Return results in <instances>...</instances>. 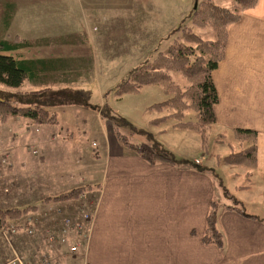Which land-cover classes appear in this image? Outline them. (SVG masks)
<instances>
[{"label":"crops","instance_id":"0c3cea01","mask_svg":"<svg viewBox=\"0 0 264 264\" xmlns=\"http://www.w3.org/2000/svg\"><path fill=\"white\" fill-rule=\"evenodd\" d=\"M9 1L1 0L0 5H5ZM75 1L81 12H86L90 16L94 15L98 4L103 5L105 2L104 10L114 13L111 15L112 21L117 20L113 27L108 28L106 44L122 45L123 52L129 50L130 39L140 41L142 35H146V30L150 28L148 13L161 14L177 5L175 0ZM40 5L42 9H39ZM60 5V0H29V30L41 27L42 31H45L29 42H42L71 34L78 39L67 47L55 45L53 41L33 45L29 47V57H20L19 54L15 57L29 59L36 65L35 73H32L29 81L26 80L29 83V91L71 87L77 81L66 79L71 77L68 75L76 73L72 76L82 78L84 67L88 74L94 72L96 60L89 47L92 46V33L86 30V26L79 31L57 26L48 12L54 9L58 11ZM38 10H43L41 12L44 13H38V19L39 14H42L39 19L43 22L41 25L31 22L32 13ZM155 21L159 22L158 16ZM31 24L36 26L33 27ZM75 60L81 62L79 67ZM68 61L72 64H68ZM212 79L218 95V103L214 107L217 124L226 128L239 127L256 132V163L250 172L248 186L252 189L257 187L261 189L260 186H264V0H257L254 7L243 11L239 21L227 27L224 56L212 72ZM165 117L168 118L167 115ZM22 119L26 118L11 117L5 122L0 121V124L8 123L12 129L10 132L9 129H5L7 132L0 133V139L7 138L10 144V137H15L16 140L18 138L25 140L29 137V140L43 145L46 151L68 149L66 143L58 144L54 140V132L57 129L61 130L66 121L60 122L56 116V124L35 125L30 120L27 122ZM75 122L79 123L78 119ZM81 123L84 126L82 128L84 133L91 130L86 123ZM106 124L107 130L101 134L104 138V149L102 153L96 152L95 156L98 157L97 160H103L101 174L93 179L94 184H90V192L93 195L91 196L89 192L86 197L88 203L91 201L88 208L93 218L91 224L87 226V238L76 255L80 258L74 260L73 264H264L262 215L245 213L239 208L217 202L215 200L217 182L208 173H200L189 166L147 163L139 155L122 146L116 140L109 121ZM28 125L35 128L34 133L30 127L28 131ZM38 126H42L39 132ZM164 131L158 128L149 132L155 135L159 143L165 145L171 139ZM189 137L198 145L201 155L182 158L192 162L197 159L203 161L205 155L203 156L200 148V137L194 132H191ZM7 148L9 149L0 148V209L17 207L30 195L17 194V188L20 187L16 183V170L11 161L14 149L9 145ZM27 150L36 152L31 146ZM204 160L205 163L201 162L199 166L214 170L210 166L211 159L206 157ZM220 168L222 171H230L232 173L230 175L237 176L241 173L246 176V172L237 166L220 165ZM84 170L86 172L87 168ZM83 173L81 170L68 174L69 177H58L55 181L62 180V184H47L45 189L60 188L57 189L60 191L52 195H41L44 197L39 201L71 190L64 189L63 184L72 176L87 178V174ZM237 184L234 182V185ZM219 189H227L224 182ZM252 189H246V186L239 187L235 193L244 197L251 193ZM237 198L239 197L235 196V200ZM259 198L260 202L257 205H262L264 201H261V196ZM213 203L217 204L216 227L220 234V245L203 242L207 216L212 210ZM45 207L43 205L40 210H45ZM28 216L29 214L26 218ZM45 219L47 226L49 218ZM9 227L14 225L10 224L7 228ZM43 228L40 223L36 236L27 239L29 246L32 247L28 254L25 255L18 247L24 263H33L37 258L35 253L44 249ZM18 231L20 235L24 233L23 230ZM1 237L3 238L2 231L0 264H6L14 257L5 256L1 251ZM14 254H17L15 250L12 255Z\"/></svg>","mask_w":264,"mask_h":264},{"label":"rangeland","instance_id":"374dc122","mask_svg":"<svg viewBox=\"0 0 264 264\" xmlns=\"http://www.w3.org/2000/svg\"><path fill=\"white\" fill-rule=\"evenodd\" d=\"M10 1L14 3V9L0 5V40L15 41L16 43L25 41L29 43L36 35L45 33L41 27L39 29L29 30V0ZM60 1L61 5L58 11L54 9L52 12H48L52 15L51 19L54 18V23L60 28L70 29L71 31H79L82 27H87L86 30L93 35L92 46L89 47L95 56V69L93 73L88 74V71L84 67L82 78L72 76L76 75V73L68 75L71 77L66 79L77 82L71 87L64 86L52 89L51 93L61 94L57 100L54 99L55 101L49 99L50 94L29 98L28 94L20 93L29 91L28 81L16 89H6L0 86L1 90L10 93V101L20 107L29 106V103L33 104L38 99H47L46 107L49 108L50 112H54L60 122L66 121V124H64L61 130L57 129L54 132V140L58 144L63 142L68 145V149L64 151L55 149L46 151L43 145L29 140V137L25 140L21 138L16 140L15 137H10V144L7 138L0 139V148L3 150L9 149L7 148L9 145L14 149L11 161L16 170V183L20 187V189L17 188V194H30L29 198H26L23 203L20 202L17 205L18 208L29 206L30 204L37 205V202L44 197L41 195L58 193L60 190L57 189L60 188L46 190V185H52L54 183L62 184V180L58 182L55 180L58 177H66L72 172H81L82 170L84 172L83 174H87V178L81 179L72 176L67 183L63 184L62 187L64 189L69 190L78 186H90V184H94L93 179L100 176L103 165V160H97L98 157L95 156L97 154L96 152L102 153L104 149V138H102L101 134L107 130V121H110L111 125L121 134L127 136L131 144L139 143L149 148L151 143L142 136V133L159 128L164 129V134L171 139L163 145L166 154L176 158L201 155L198 145L189 137L192 131L177 128L175 124L178 120L175 117L168 116L173 112V109L168 107H155V104L164 102L172 96V93L166 92L164 85L155 84L143 86L137 94L117 95L115 93L117 86L128 78L129 73L133 69L146 62H151L157 56L158 52H164L174 39H182L185 30L192 31L203 40L215 39V32L211 26H197L192 21V11L195 5L201 0H175L177 5L170 10L167 9L161 14L148 13L147 19L150 21V28L146 30V35L144 36L143 34L140 41L130 39V48L125 52L122 51L124 49L122 45L106 44L107 34L109 33L108 28L110 26L113 27V24L117 20L112 21L113 17L111 15L114 13L104 10V7H106L105 2L103 5L98 4L96 7L97 10L93 13L94 15L90 16L86 12H81L75 0ZM211 1L218 6L232 7L231 0ZM42 8L40 5L39 9ZM38 11L32 13L33 19L31 22L41 25L43 22L39 19H41V15L44 13L41 12L43 10ZM38 13H42L39 14V19ZM157 16L159 22L155 21ZM32 26L35 27L36 25ZM50 39H61L60 43L56 42L55 45L66 47L73 45L74 41L78 40L74 38V34ZM6 54L12 55L13 57H17L18 54L20 57H29V47ZM75 62L79 67L81 62L78 60H75ZM67 63L72 64L71 61ZM169 74L172 82L180 88L178 90L179 92L182 93L188 89L190 83L183 78L179 71H169ZM63 90H66L67 94H64L65 92L58 93V91ZM102 90L103 92H101ZM183 102L189 106L183 117L184 121L188 119L195 120V112L191 107V101L188 97H185L183 98ZM40 104L45 105L44 103ZM166 115L168 118L165 117ZM76 119H78L79 123L75 122ZM22 120L29 122L28 119ZM81 122L86 123L91 130L84 133L82 131L84 126ZM29 127L31 132L34 133L35 128L28 125V131ZM41 127H37L38 132ZM236 128L239 127L226 128L219 126L215 119V124L207 130L208 151H202L205 157L203 161L197 159L199 162L198 165L201 162L204 164V159L209 157L211 159L210 166L214 170H217V172L212 173L215 182H217V194L215 195L217 202L221 205L239 208L245 213L262 215L264 217V203L257 205L260 202L259 196H261V201H264V186L261 185V189L259 187L252 189L248 186L250 174L246 175L248 178L238 172L237 176L235 174L230 175L232 174L230 171H222V168H220L221 164L217 163L218 158L240 149L238 142L234 141L232 136V131ZM5 129H9V132L12 130L8 123L0 124V133L7 132ZM36 134L38 135V133ZM151 135L155 139V135L152 133ZM29 146L36 150V152L32 153V151L27 150ZM85 168H87L86 172L84 170ZM241 169L245 171L244 168ZM223 182L227 188L225 190L219 189V187L222 188ZM234 182L238 183L237 186L234 185ZM245 186L246 189H252L251 193H248L244 197L243 195H236L235 190ZM88 191L90 192L91 190ZM89 192L85 194V197H88ZM257 193L259 196H257ZM90 195L92 196L93 193L90 192ZM235 196L239 197L237 198L238 200H235ZM42 220L38 222V225L42 223V226L46 227L47 222L44 221L46 219ZM19 232L15 234L8 233V238L1 237V251L5 256L14 257L12 255L14 250L19 254L18 247L22 249L25 255L29 253L31 246H29L30 244L27 239H30V237L26 233L20 235ZM65 250L66 248L64 247L60 250L61 253H53V259L57 261L56 264H73L74 260H79V256H68ZM21 257L23 256L19 254V258L23 261L24 258L22 259Z\"/></svg>","mask_w":264,"mask_h":264},{"label":"trees","instance_id":"16d2710c","mask_svg":"<svg viewBox=\"0 0 264 264\" xmlns=\"http://www.w3.org/2000/svg\"><path fill=\"white\" fill-rule=\"evenodd\" d=\"M231 1L232 7L227 8L218 6L211 0H201L192 11L193 23L197 26H211L215 32V39L203 40L192 31L185 30L182 39H174L168 48L164 52H158L151 62H146L133 69L129 73L128 78L115 89L117 95L137 94L143 86L164 85L166 92L172 93V96L164 102L155 104V107L172 108L173 112L168 116L175 117L178 120L175 125L179 129L190 130L200 137V148L203 152L208 149L207 130L215 124L216 119L214 107L218 103V95L213 83L212 72L224 56L227 27L239 21L243 11L254 7L257 2V0ZM5 6L9 9H14V3L11 1L6 3ZM60 40L47 39L42 40V42L32 43L0 40V86L6 89H16L26 80L29 81L36 68V65H33L29 59H17L6 53L33 45L47 44L52 41L56 43L60 42ZM169 71H179L183 78L190 83L185 92L181 93L178 91L180 88L172 82ZM61 92L67 94L66 90L58 91V93ZM20 93L28 94L29 98L50 94L51 96L48 95L49 99L53 101L57 100L61 95L55 94V92L51 93V90L47 88ZM185 97H188L192 103L191 107L195 112V120L188 119L184 121L183 117L189 107L183 102ZM47 101V99H38L33 104L29 103V106L20 107L10 101L9 92L0 89V121L5 122L8 118L20 117L30 120L35 125L56 124V114L50 112L49 108L46 107ZM109 123L111 124L110 121ZM112 129L116 140L122 146L136 153L151 165L166 163L177 167L189 166L200 173H208L210 175L214 172L213 169L201 167L191 160L176 158L166 154L163 145L157 142L151 133L147 131L143 132L142 136L151 143L149 148L139 143H129L127 136L121 134L113 126ZM232 136L234 141L238 142L240 149L218 158L217 163L244 168L245 172L247 171L246 175L251 174L250 172L255 168L256 163V132L250 129L236 128L232 131ZM88 190H91L89 185L78 186L67 192L45 197L37 205L30 204L19 208L0 209V231L6 229L10 224H15L14 227L20 229V223H23L26 216L34 213L39 207L49 203L74 202L82 195L87 194ZM216 210L217 204L213 203L212 210L207 216L203 242L220 245V234L216 227Z\"/></svg>","mask_w":264,"mask_h":264},{"label":"built area","instance_id":"2783aa9c","mask_svg":"<svg viewBox=\"0 0 264 264\" xmlns=\"http://www.w3.org/2000/svg\"><path fill=\"white\" fill-rule=\"evenodd\" d=\"M195 163L198 164V160H195ZM45 206V210L37 209L20 224V229L30 239H33L37 233L38 222L41 219L49 218V224L42 231L45 239L44 249L35 253L37 258L31 264H56L57 261L53 259V253H61L60 250L64 247L68 256L76 257L87 238V226L91 224L93 216L88 208L85 195L74 202L52 203ZM17 231L18 229L9 227L8 230H2V234L3 237L8 238V233L15 234ZM6 264L27 263L14 254V258Z\"/></svg>","mask_w":264,"mask_h":264}]
</instances>
